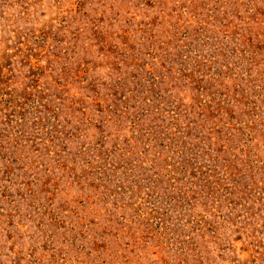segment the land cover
I'll use <instances>...</instances> for the list:
<instances>
[{"label": "rangeland", "instance_id": "obj_1", "mask_svg": "<svg viewBox=\"0 0 264 264\" xmlns=\"http://www.w3.org/2000/svg\"><path fill=\"white\" fill-rule=\"evenodd\" d=\"M0 264H264V0H0Z\"/></svg>", "mask_w": 264, "mask_h": 264}]
</instances>
